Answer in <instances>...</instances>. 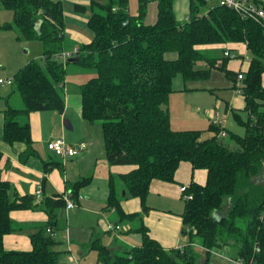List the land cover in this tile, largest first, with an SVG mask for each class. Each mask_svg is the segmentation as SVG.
Instances as JSON below:
<instances>
[{
  "label": "trees",
  "instance_id": "trees-1",
  "mask_svg": "<svg viewBox=\"0 0 264 264\" xmlns=\"http://www.w3.org/2000/svg\"><path fill=\"white\" fill-rule=\"evenodd\" d=\"M129 1L89 2L87 26L92 40L77 46L74 56L78 60L68 63L59 57L70 44L60 0H0V9L12 12L11 22L1 24L0 31L14 29L18 39L43 45L40 60L30 61L12 76L11 87L23 107L14 109L5 99L1 140L8 146L24 147L21 162L35 156L31 127L27 121L20 123V118L37 112L62 114L67 66L91 71L94 76L78 88L80 117L89 125H100L108 165L131 168L108 177L106 209L114 210L120 222L140 216L126 213L121 206L123 199H138L141 214H146L151 183H173L181 163H188L192 172L206 173L204 185L191 180L185 187V194L192 198L183 200L181 214L182 234L188 235L190 243L199 240L201 252L190 243L183 250L166 251L141 226L136 231L140 245L121 253L111 252L100 237L94 238L89 248L96 252L97 263L200 264L204 252L202 264H209L211 252L227 247L236 261L264 264V30L254 20L224 6L209 8L205 0H189L188 20L183 22L176 20L174 0H159L156 21L148 24L145 17L151 1L136 0V16L129 13ZM247 1L264 9L261 0ZM75 8L86 10L81 5ZM38 22L39 32L35 30ZM225 43H244L250 54L240 90L247 119L243 122L234 114L244 135L229 134L231 143L238 146L236 150L219 141L220 132L213 125L208 128L212 133L209 139H202L201 131L173 130L168 109L176 75L184 82L203 80L211 69L219 68L234 82L237 75L225 68L228 58L217 66V57H208L196 48ZM169 55L176 58L169 60ZM200 62L203 68L198 67ZM52 169L64 172L59 162L44 163V173ZM1 174L0 168V264H61L59 252L53 250L56 242L49 234L66 228L64 196L78 204L80 191L92 178L68 184L61 194L41 196L37 190L34 195L19 196ZM117 182L122 188L118 189ZM13 211L42 212L47 217L30 235L29 252L3 247V238L17 230L10 218ZM113 225L123 229L119 223Z\"/></svg>",
  "mask_w": 264,
  "mask_h": 264
},
{
  "label": "crops",
  "instance_id": "crops-1",
  "mask_svg": "<svg viewBox=\"0 0 264 264\" xmlns=\"http://www.w3.org/2000/svg\"><path fill=\"white\" fill-rule=\"evenodd\" d=\"M261 1L263 2L264 0ZM180 4H182L183 6L182 11H178L180 10ZM76 5H80V3H76L75 6ZM188 8L189 0L174 1L173 10L177 21H185V18L188 16ZM76 10L80 11L79 9ZM91 38V35L89 37V40L81 38L79 35H77L76 39L74 40V44L76 45L73 48H77V46L81 44H89ZM196 48L199 51L204 52V54L208 57H217V66H219L222 59L225 58L223 55L225 52L234 54V60L231 62H228L227 60L225 64V68L234 76L237 75L238 71L245 74L248 70L250 59L244 56L246 52L248 53L246 45L244 43L214 44L198 46ZM236 53L238 55H236ZM167 58L169 60H174L176 57L175 55H169L167 56ZM244 62L247 64L243 70H240ZM228 64L230 66L227 68ZM236 71L237 73H235ZM234 82L236 83L237 80L235 79ZM262 85L264 86V74L262 75ZM233 90L235 91L236 87H234ZM70 97L71 96L67 97V100L65 102V109L63 113L60 114L63 121L66 119L65 114L70 104ZM76 97L78 98L77 105L80 115V98L79 96ZM239 97L240 98H232L230 102H225V112H230L234 115L235 112H239L240 110L243 111L244 100L241 93ZM38 117V113H32L29 116L32 141H37L39 139V132L36 130L35 126L32 125L33 122H36L38 124V121H36ZM218 118L219 114L214 118L216 122H213L212 125L218 128L219 132L224 131L227 134L226 138H228L230 133H228L225 129L224 124L218 121ZM69 123L71 124L72 131L75 128V125L72 124L71 121H69ZM59 130L62 131L61 129ZM218 139H221V137L218 136ZM1 142L4 144L0 145V150L2 152V160L0 163V168L2 171L1 177L3 180H6L11 184L13 190L19 196L34 195L37 190L41 191V196L61 194L69 188L68 184H72L85 177L92 178L90 185L81 190L79 193L78 215H81L83 216V218L90 219L92 221V225H90V228L93 230L91 241L96 237H100L101 242L108 249H110L111 252L121 253L124 250L139 246L141 243V239L136 231L141 226L145 227L147 229L149 237L158 242L160 246L166 251L176 249L183 250L186 246H188V243H190L191 240H189L188 235L182 234L183 225L181 214L184 209V202L182 199V194L180 193V188L182 186H188L191 180H193L198 185H204L206 179L205 171L195 170L194 172H192L191 167L188 163H181L179 168L175 172L173 183H165L156 180L151 183L149 194L146 200V205L149 208L146 214H141V206L138 199H123L121 202L122 209L128 214L138 213L140 216L139 218H136L131 222H120L114 210L106 209V199L108 196V177L110 175L117 176L119 174H124L131 169L130 167H110L105 160L106 163L104 162L103 166L106 168V171H104V173H99L100 177L95 178L96 170L94 169V165L91 166L92 163L86 162V159L92 154V151L90 149L91 145L85 146L83 149L79 150L77 155L73 157H64V159L55 156L54 154L49 152L47 148L45 149L48 153H45L44 150L41 152L38 149H34L36 155L27 159L26 162H21L20 153L24 150V147L21 144L8 146L3 141H0V143ZM84 142L90 141H87V139L83 138L80 143L76 145H68L72 148H78V146L80 144H83ZM65 144L67 145V143ZM67 159L70 161L67 162ZM55 162H59L60 164H62L64 169L63 174H61L57 169H52L48 173H44V163ZM84 163L88 164L85 168L83 166ZM87 168L89 169L87 170ZM94 201H96L97 203L96 211L95 209H93ZM81 202L88 204L90 211L87 209L82 210L80 208ZM90 204H92V206ZM10 218L11 221L16 225L17 230L11 234L6 235L3 238L4 249L6 251L19 252L31 251L32 247L29 237L37 231L36 228L38 226L43 225L47 221L46 215L42 212L13 211L10 213ZM105 221L113 224L119 223L123 229H120L117 233L114 234L108 233L105 231ZM94 227L95 229H93ZM63 233L64 232H62L58 236L59 241H63ZM90 243L80 245V252L78 253V255L73 254L77 259L78 264H83L84 258L87 256L86 251L90 249ZM190 244V247L196 249L197 252L202 251V248L198 241L193 240V242ZM203 254L205 255V253L203 252L201 254V258ZM233 254L234 253H231L229 248L227 247L219 249L217 251H213L211 252L209 257V264L239 263V261H236L232 257ZM60 258L61 256H59V262Z\"/></svg>",
  "mask_w": 264,
  "mask_h": 264
},
{
  "label": "rangeland",
  "instance_id": "rangeland-1",
  "mask_svg": "<svg viewBox=\"0 0 264 264\" xmlns=\"http://www.w3.org/2000/svg\"><path fill=\"white\" fill-rule=\"evenodd\" d=\"M90 1L91 0H61L65 19V31L70 41L67 48L68 50L73 49L75 46L73 43L77 35L88 40L90 35L92 36L86 23L90 16V11L88 10ZM94 1L100 4L103 3V0ZM150 1L151 2H149L147 7L145 22L153 24L156 21V5L159 0ZM76 3H80V5L84 6L86 10L77 11L75 8ZM182 9L183 6L180 4V10L178 11H182ZM129 11L131 15H137L138 7L136 0L129 1ZM203 12H207V7L203 9ZM11 20L12 12L0 9V25L6 22H11ZM18 36L19 33L14 29L0 31V78L2 79L12 78L16 71L24 67L30 61H39L42 56L43 45L41 42L18 39ZM236 55L238 54L236 53ZM244 56L250 59L249 53L246 52ZM233 60L234 59H228V62ZM246 64L247 63L244 62L240 70H243ZM229 66L230 65L228 64L227 68ZM198 67L203 68L204 64L200 62L198 63ZM66 70L67 74L64 83V88L66 89L64 95L65 102L68 96L71 97L69 99L70 104L67 108L65 117L66 120L71 121L72 124L75 125V128L71 131L62 127L63 120L59 113L37 112L39 114V117L36 120L38 121V124L33 122L32 125H34L39 132V139L37 141H32L33 147L36 150L38 149L41 152L44 150L45 153H48L45 148H47L46 146L49 141L63 138L65 143H67V146H69L68 144L76 145L85 138L91 143L84 142L86 144L83 143L84 146L91 145L90 149L92 151L91 156L86 159V162L92 163L91 166L94 165V169L96 170L95 178H98L100 177L99 173H104V171H106V168L103 166L104 162L106 163V159L104 158V144L101 128L99 124L89 125L81 120L77 105L78 98L76 97L79 96L78 88L88 82L94 75L91 71L79 70L73 65L67 66ZM235 73H237V71ZM236 83L227 80L224 73L219 68L211 69L208 78L203 80H188L184 82L181 75H176L172 79V93L168 100L172 129H175V131H201V138L209 139L212 136V133L208 131V128L213 122H216L214 118L219 114L218 121L224 124L228 133L243 136V128L237 124L234 115L230 112H225L224 108L225 102H230L232 98H240L241 83L239 81ZM234 87H236L235 91L233 90ZM6 98H8L9 105L12 108L21 109L23 107L21 98L19 94L14 91L13 87L0 86V141H2L3 111L6 108ZM235 115H237L243 122L247 119V115L242 110L235 112ZM26 121L29 123V118H20V123ZM219 141L225 145L231 143L229 137L226 139L221 138ZM0 145L4 144L1 142ZM229 148L231 150H236L238 149V146L235 143H231ZM69 161L70 160L67 159V162ZM87 163L83 164L84 168L88 165ZM88 169L89 168H87V170ZM117 187L118 189L122 188L118 182ZM70 201L73 202V200ZM80 205L82 210H89L88 204L81 202ZM90 205L92 206V204ZM93 207L96 211V201L93 202ZM73 209L74 210L71 211H64L63 221L66 222V228L54 234H49L54 240L57 239L53 250L59 252V255L61 256V264H67L71 254L78 255L80 252V245L90 243L92 237L93 230L90 228L92 221L78 215V204L74 205ZM63 221L62 223L65 225ZM106 223L107 221H105L104 224ZM93 229H95V227ZM62 232H64L63 241H59L58 236ZM230 252L233 253L232 251ZM86 254L87 256L84 258L83 264H98L95 251L89 249L86 251ZM232 257L234 258V254Z\"/></svg>",
  "mask_w": 264,
  "mask_h": 264
},
{
  "label": "built area",
  "instance_id": "built-area-1",
  "mask_svg": "<svg viewBox=\"0 0 264 264\" xmlns=\"http://www.w3.org/2000/svg\"><path fill=\"white\" fill-rule=\"evenodd\" d=\"M205 1L208 3L209 8H212L214 6H224L238 13L244 19H251L252 21L254 20L264 30V9L248 2L247 0H205ZM187 20H188V16L185 18V21ZM76 53H77V48H73L71 50L62 52L59 55V57L62 58V60L66 61L67 59L73 58V56ZM223 55L225 58L228 59L235 58L233 54H230L228 52H225ZM244 75L245 74L243 72H238L236 76V80L241 83V81L244 78ZM12 85H13L12 78L10 79L0 78V86L11 87ZM219 137L226 138L227 134L224 131H221ZM84 147H85L84 144H80L78 148H72L70 146H67L62 138L52 140L47 144V150L60 158L73 157L77 155L78 151L83 149ZM185 191H186L185 186H182L180 188L182 199L190 200L192 197L188 194H185ZM37 194H39V192H37ZM64 198L66 202L65 210L66 211L72 210L74 208V203L68 199V196H64ZM105 225H106L105 231L107 232H118L120 230V227L118 225H113L110 222H107ZM67 264H78V261L75 258V256L71 254ZM239 264H245V262L239 260Z\"/></svg>",
  "mask_w": 264,
  "mask_h": 264
},
{
  "label": "water",
  "instance_id": "water-1",
  "mask_svg": "<svg viewBox=\"0 0 264 264\" xmlns=\"http://www.w3.org/2000/svg\"><path fill=\"white\" fill-rule=\"evenodd\" d=\"M35 30H36L37 32L40 31V22H38V23L36 24V26H35ZM77 60H78V58L75 57V58H70V59H68L67 62H68V63H75ZM63 127H64L66 130H71V129H72L71 124H70L69 121L66 120V119L63 121ZM123 194H124V193H123ZM204 261H205V255L203 254V256H202V258H201V260H200V264H202Z\"/></svg>",
  "mask_w": 264,
  "mask_h": 264
}]
</instances>
